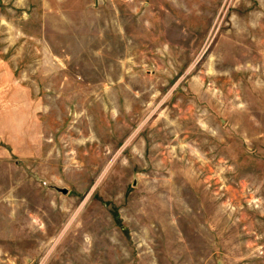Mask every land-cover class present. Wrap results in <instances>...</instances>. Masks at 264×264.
Wrapping results in <instances>:
<instances>
[{"label":"rangeland","instance_id":"1","mask_svg":"<svg viewBox=\"0 0 264 264\" xmlns=\"http://www.w3.org/2000/svg\"><path fill=\"white\" fill-rule=\"evenodd\" d=\"M0 264H264V0H0Z\"/></svg>","mask_w":264,"mask_h":264},{"label":"water","instance_id":"2","mask_svg":"<svg viewBox=\"0 0 264 264\" xmlns=\"http://www.w3.org/2000/svg\"><path fill=\"white\" fill-rule=\"evenodd\" d=\"M62 192H66V189L63 188V189H62Z\"/></svg>","mask_w":264,"mask_h":264},{"label":"crops","instance_id":"3","mask_svg":"<svg viewBox=\"0 0 264 264\" xmlns=\"http://www.w3.org/2000/svg\"><path fill=\"white\" fill-rule=\"evenodd\" d=\"M2 61V60H1ZM10 71H12V69H10ZM3 101V103H4V99L2 100Z\"/></svg>","mask_w":264,"mask_h":264}]
</instances>
